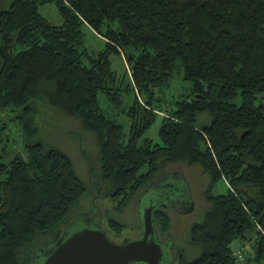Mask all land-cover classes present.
<instances>
[{
  "label": "trees",
  "instance_id": "trees-1",
  "mask_svg": "<svg viewBox=\"0 0 264 264\" xmlns=\"http://www.w3.org/2000/svg\"><path fill=\"white\" fill-rule=\"evenodd\" d=\"M45 4L59 25L38 13ZM83 28L101 50L87 51ZM112 55L124 60L120 76ZM262 93L264 0H0V264H40L76 218L91 221L74 212L87 189L71 160L36 139L34 116L46 106L92 136L94 184L116 212L139 191L146 205L186 189L169 165L207 177L205 208L186 236L198 253L177 249L174 264H237L235 240L248 245L247 264H264ZM109 107L129 121L126 135ZM156 119L153 142L144 134ZM218 180L225 191L213 194ZM163 209L152 219L164 236ZM106 227L116 238L123 228Z\"/></svg>",
  "mask_w": 264,
  "mask_h": 264
},
{
  "label": "rangeland",
  "instance_id": "rangeland-1",
  "mask_svg": "<svg viewBox=\"0 0 264 264\" xmlns=\"http://www.w3.org/2000/svg\"><path fill=\"white\" fill-rule=\"evenodd\" d=\"M37 10L38 13L51 24L59 25L61 23V18L57 14L54 6L50 4L40 5ZM82 33L83 45L87 51L95 53L102 49L103 41L97 34L85 28L82 29ZM109 60L111 69L120 76L125 68L122 56L112 55ZM175 83L176 85L180 84L177 80ZM121 98L125 100V104L131 101L130 94H124ZM99 99L101 108H106V102L102 96H99ZM257 100L264 104V93L257 96ZM108 111L112 115L118 114L117 117L115 116V119L123 125V133L126 135L129 121H127L123 115L119 114L115 108L109 107ZM34 117L35 126L37 127L36 139L47 146L63 152L71 160L75 174L81 182L84 183L87 189L85 195L74 208V212L78 217H89L91 221L86 223L83 221V218H76L75 220L77 222L73 225V228L78 229L83 226L97 224L107 231L106 220L113 219L119 224H122L123 227L120 231L119 238L136 237L140 232L141 209L142 206L145 205L143 204L141 206V201H144L142 200L143 198L140 197L141 191L136 193L131 201L122 208L121 212H116L115 205H117V200L110 201L109 198L104 197L94 184V175L92 176V173H96L97 167L94 162L95 146L92 136L89 133L81 132L73 118L53 107L46 106L42 117L36 115ZM158 127L159 123L158 119H156L154 124L146 131L144 137L149 138L153 142H157ZM165 172L180 174V179H183V182L186 184V189L178 190L179 187H177L174 190L173 187H170L168 190H173L170 195L174 198L167 199L157 196V200L160 199V201H163L162 205L165 207L163 210L169 217V229L167 233L164 236L163 234L158 235L161 241L169 244L171 242L169 248H171L170 253L172 256L177 249H184L186 258L192 259L198 252L195 248L187 245V230L190 223L199 219L201 211L205 208L202 193L207 187L208 180L205 175L200 174L197 165H192L190 167L183 164L169 165ZM162 180L164 181L166 178L160 179V181ZM171 183H173V181ZM155 188L156 187L153 189ZM225 188L226 185L224 182L218 180L213 185L212 193H223ZM184 195V200L189 203L191 202V210L186 213L182 211L185 206L176 203L177 200L183 199ZM108 233L114 236L112 232L108 231ZM230 247L233 253L242 251L243 255L238 260L237 264H247L246 259L248 256L246 252L248 250V245L244 244L241 246L239 240H235L231 243ZM169 264H174L173 259Z\"/></svg>",
  "mask_w": 264,
  "mask_h": 264
},
{
  "label": "water",
  "instance_id": "water-1",
  "mask_svg": "<svg viewBox=\"0 0 264 264\" xmlns=\"http://www.w3.org/2000/svg\"><path fill=\"white\" fill-rule=\"evenodd\" d=\"M147 202L141 205L140 232L136 237L115 240L97 224L83 226L65 233L60 242L43 254L40 264L164 263L168 259L169 243L160 240L152 219L153 210L163 206L162 201L148 197ZM190 210L191 202H186L182 211L186 213Z\"/></svg>",
  "mask_w": 264,
  "mask_h": 264
},
{
  "label": "flooded vegetation",
  "instance_id": "flooded-vegetation-1",
  "mask_svg": "<svg viewBox=\"0 0 264 264\" xmlns=\"http://www.w3.org/2000/svg\"><path fill=\"white\" fill-rule=\"evenodd\" d=\"M158 195H161V194H159V193H157V196ZM150 200V199H149ZM186 202H188V201H186V200H178V201H176V203L177 204H181L182 206H185L186 205ZM110 235V234H109ZM111 236V235H110ZM112 237V239H115V240H119V239H121V238H119V237H114V236H111ZM169 245H171V244H169ZM170 250H171V248H169V247H167V257H168V259H166V261L164 262V263H161V264H169V262L172 260V255H171V253H170Z\"/></svg>",
  "mask_w": 264,
  "mask_h": 264
},
{
  "label": "built area",
  "instance_id": "built-area-1",
  "mask_svg": "<svg viewBox=\"0 0 264 264\" xmlns=\"http://www.w3.org/2000/svg\"><path fill=\"white\" fill-rule=\"evenodd\" d=\"M234 256L239 260L241 258V252L240 251L235 252Z\"/></svg>",
  "mask_w": 264,
  "mask_h": 264
}]
</instances>
